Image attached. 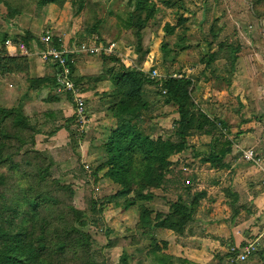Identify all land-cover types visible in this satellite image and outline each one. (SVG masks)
<instances>
[{
	"label": "rangeland",
	"instance_id": "1",
	"mask_svg": "<svg viewBox=\"0 0 264 264\" xmlns=\"http://www.w3.org/2000/svg\"><path fill=\"white\" fill-rule=\"evenodd\" d=\"M3 1L5 5H0V38L5 34L7 38L22 40L23 33L31 29L40 36L45 32H49L51 36L61 32L69 35L66 43L69 50H74L81 43H88L104 49L110 48L116 53L112 54L111 51L108 55H101L104 58L118 57L116 46L122 55H128L127 59L123 58L127 69L141 73L152 82L143 87L148 105L137 125L138 130L150 135L152 139L159 136L168 138L173 122L177 119L176 109L164 104L163 97L159 94L160 85H156L158 81L174 74L192 75L187 73V69L193 66L197 69L191 72L197 73L195 78L199 76V72L204 75L214 68V73L207 72V82L211 78L225 79L219 72L222 68L225 71L231 70V61L236 59L235 56L241 49L248 48L250 43L257 44V51L264 49V4H256V0H156L157 12L142 26L139 43L136 41L137 27H134V22L143 17L135 14V0H63L42 8L38 6V0ZM6 6L14 11L11 18ZM80 8L81 12L78 11ZM47 16L48 24L45 22ZM180 18L184 19V25L177 28L172 35L166 34L165 27H175ZM211 55H214V60L210 66L205 67L201 60L208 59ZM222 58L226 61L225 64ZM115 59L118 60V63H114L115 67L119 68L122 65L121 59ZM215 60H219L217 64L214 63ZM153 73L156 76L151 79ZM191 97L196 101V94L192 92ZM8 98L10 100H0V104H14L13 99ZM197 105L200 104L197 102ZM71 107L75 111L72 100ZM85 114L88 117L86 108ZM217 124L212 136L193 135L188 139L187 151L171 158L174 177L195 178L192 183L193 193H198L200 187L210 188L209 182L215 177L209 174L211 168L201 164L199 159L210 150L207 142L211 143L215 139L223 143L235 135L231 131L225 135V130ZM73 125L74 121L70 124L68 145L48 152L45 157L53 162L50 169L51 179L69 186L72 190L70 199L66 194H58L62 200L79 211L86 210L89 201L100 205L101 226L91 227L90 230L94 257L103 259L105 264H156L155 257L150 253L153 248L149 244V236L141 235L136 229L139 203L122 212V200L110 199L118 192L119 187L103 178V172L97 175L96 183L91 175L101 158V147L107 143L111 129L117 126L115 120L109 114L106 118H94L91 122L87 118L86 129L81 135L75 134ZM97 127H101L104 132L96 130ZM72 133L73 139L70 137ZM81 167H87L86 174L81 171ZM197 177L202 183L197 182ZM176 187L171 186L165 191H152L154 198L150 206L153 213L162 212L163 205L168 207L175 202L178 194ZM214 193L216 192L210 195ZM145 205L149 206V203ZM202 205L204 204H200L194 213L197 219L206 211V206L201 208ZM194 228L197 231L196 224ZM161 234L165 232L156 229L149 234L159 248L163 247L161 239L164 237ZM108 243L109 248L106 247ZM165 250L166 248L162 252ZM177 263L180 262L173 260V264ZM207 264H218V260Z\"/></svg>",
	"mask_w": 264,
	"mask_h": 264
},
{
	"label": "trees",
	"instance_id": "2",
	"mask_svg": "<svg viewBox=\"0 0 264 264\" xmlns=\"http://www.w3.org/2000/svg\"><path fill=\"white\" fill-rule=\"evenodd\" d=\"M62 1L38 0V6L42 8ZM255 2L264 4V0ZM0 5H5L3 0H0ZM6 8L11 18L14 11L8 6ZM157 9L156 0H135V14L143 17L134 22L137 43L141 39L139 32L142 26L154 17ZM81 10L78 9L79 12ZM184 22V19H178L175 27H165V33L172 35ZM25 35L26 38H13L12 42L16 44L20 40L26 45L29 35ZM6 39L5 34L0 38V82L6 75H24L32 88L47 82V79H28L26 58L9 55L3 46ZM207 58L201 60L205 67L210 66L214 55ZM102 59L118 63L114 57ZM180 76L171 78L169 75L156 83L160 85L159 94L164 104L176 109L177 119L168 138L152 139L137 127L148 105L143 87L152 82L123 65L117 68L115 93L108 109L117 126L101 147V158L91 172L94 183L97 182V175L103 172V178L119 187L110 199L122 200V212L139 203L136 229L141 235L149 236V244L153 248L150 253L155 257L156 264H173V259L162 253L166 248L165 242L159 248L150 238L151 230H167L182 235L193 222L198 201L204 196L202 192H192L195 178L173 176L171 158L187 151L188 139L193 135L212 136L216 123L223 131L228 130L223 121L209 118L197 107L191 97L192 81L184 75ZM71 80L78 86V80ZM51 83L54 84V81ZM37 133L24 116L20 103L0 104V264H105L103 259H96L93 255L90 231L91 227L101 226L100 205L89 201L87 209L79 211L62 200L58 194H66L70 199L72 190L51 179L52 160L46 158L45 153L34 150ZM70 137L73 139V133ZM219 144L222 147L217 150ZM231 144L228 140L223 143L212 140L209 153L199 157L201 164L214 170H227L224 158L230 153ZM81 171L85 173L83 167ZM171 186H177L178 194L167 214L153 213L146 207L145 203L154 198L153 190L165 191ZM106 247L109 248L110 244ZM222 260L218 258V264ZM182 263L189 264L186 261Z\"/></svg>",
	"mask_w": 264,
	"mask_h": 264
},
{
	"label": "crops",
	"instance_id": "3",
	"mask_svg": "<svg viewBox=\"0 0 264 264\" xmlns=\"http://www.w3.org/2000/svg\"><path fill=\"white\" fill-rule=\"evenodd\" d=\"M46 18L45 22L48 24L49 17ZM26 33L29 35V40L24 44L28 52L25 57L28 79L48 81L32 88L24 75H6L0 82V100L10 97L14 104L20 103L24 116L38 131L34 137V150L47 155L50 151L65 148L70 142L69 128L74 121V108L71 107L68 93L57 89L55 67L39 60L38 52L43 48V35L40 36L31 29L23 33L24 38ZM52 37L64 46L69 39V35L61 32ZM6 40L12 41V38ZM256 46L257 44L250 43L248 48L241 49L236 56L232 55L236 59L231 64V70L225 71L222 68L219 72L225 79L211 78L207 82L205 77L209 72L214 73V68L204 75L199 72L197 78V73H191L197 70L194 66L187 69V73L192 75L185 77L192 81V92L197 98L196 101L193 100L194 103L197 105L198 102L200 105L197 107L209 118L219 119L227 125L225 135L229 131L235 135L230 137V153L224 158L228 169H211L209 174L215 177L209 182L210 188L198 189V193L202 192L204 196L198 201L196 209L204 204L201 206H206L203 216L198 219L193 216V222L180 236L156 229L165 232L161 234L164 237L161 239L162 243H166V250L162 253L173 256V260L180 262L177 264H183L181 262L184 261L189 264H207L218 258H223L221 264H230V258H225L233 257L230 247L241 248L245 242L254 240L259 243L258 250L250 254L242 264H264V188L260 186L264 177V49L257 51L259 47ZM6 50L11 56H20L14 47ZM116 50L119 56L115 58L121 59L123 67L127 69L124 59L128 55H122L117 46ZM112 54L116 53L112 51ZM97 56H70L73 70L71 78L78 80L76 86L84 99L88 122L110 115L108 109L115 93L117 68L113 62ZM217 61L219 60L214 63L217 64ZM222 61L226 63L223 58ZM96 130L104 132L101 127ZM207 144L209 147L212 142ZM221 147L219 145L217 150ZM236 147L257 151L263 160L261 166L256 167L238 159ZM197 182H201L198 177ZM213 192L216 193L210 195ZM151 204L152 201L146 207L153 211ZM163 207V211L159 213L167 214L169 206Z\"/></svg>",
	"mask_w": 264,
	"mask_h": 264
},
{
	"label": "built area",
	"instance_id": "4",
	"mask_svg": "<svg viewBox=\"0 0 264 264\" xmlns=\"http://www.w3.org/2000/svg\"><path fill=\"white\" fill-rule=\"evenodd\" d=\"M50 33H45L41 38L42 50L38 52L39 60L43 64H51L56 69V86L59 92L70 94L71 100L74 102V131L76 135H81L86 129L87 117L85 114L84 99L79 88L71 80L70 65L72 64L70 56L73 54H84L88 56L110 54V48L104 49L96 46V44L81 43L74 50H69L66 46L56 41ZM4 48L14 47L20 56L26 57L27 49L20 40L14 44L10 40L3 43ZM156 73H153L154 79ZM180 75H171V78H180ZM220 125L218 124V127ZM238 159L247 164L259 167L262 164L261 156L254 149H240L236 147ZM87 171V167L84 169ZM260 186L264 188V177L260 181ZM259 243L257 240L245 242L241 248L230 247L229 251L233 257H230V264H242L247 257L258 250Z\"/></svg>",
	"mask_w": 264,
	"mask_h": 264
}]
</instances>
